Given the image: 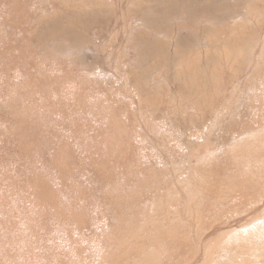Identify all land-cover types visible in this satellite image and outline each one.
<instances>
[{"label":"rangeland","instance_id":"rangeland-1","mask_svg":"<svg viewBox=\"0 0 264 264\" xmlns=\"http://www.w3.org/2000/svg\"><path fill=\"white\" fill-rule=\"evenodd\" d=\"M10 1L1 41L25 38L29 53L9 44L8 83L0 73V218L15 228L5 250L0 235V264H74L70 256L82 258L96 238L92 228L112 236L97 264H264V156L254 159L264 151V0H237L220 7V19L194 15L178 28L158 0ZM84 11L85 29L75 16ZM246 106L243 130L230 128L229 138L212 130ZM16 109L28 119L24 132ZM93 147L109 156H90ZM98 190L116 203L94 210ZM67 218L81 224L70 228Z\"/></svg>","mask_w":264,"mask_h":264},{"label":"bare ground","instance_id":"bare-ground-1","mask_svg":"<svg viewBox=\"0 0 264 264\" xmlns=\"http://www.w3.org/2000/svg\"><path fill=\"white\" fill-rule=\"evenodd\" d=\"M157 1V0H156ZM158 1H160V2H162L163 4H164V6H165V8L168 10V12L170 13V16H177L178 18H176V20H170V21H172V22H175V24L174 25H171V26H174L175 28H178V26H181L182 25V23L187 27H191V25H192V22L194 21V19H195V17H197V16H199V15H203V16H218V19H220V14H222V12H220V10H221V8L220 7H222V9L223 10H229L228 8H227V6L228 5H230V4H237V0H225V1H222V0H158ZM0 2H2L4 5H5V8L3 9V5L0 7V17L2 16L1 15V13H3V12H5V11H9V8H10V6H12V5H14V3L12 2V1H10V0H0ZM19 2L21 3V0H19ZM31 4H32V1H31ZM31 4H29L30 5V8H31ZM29 5H27V6H29ZM39 5H42V8H47V7H51L52 5H49V4H47L46 2H45V0H43L42 1V3H40ZM27 6H26V9L24 10V13L25 12H27V11H29L28 10V8H27ZM186 7H189V12H188V14H186V12H187V9H186ZM233 7L235 8V10L237 9V6H234L233 5ZM17 8H18V12H22V9L20 8V7H18L17 6ZM194 11H196V12H194ZM246 11H244V13H245ZM28 15V17H29V19H30V14L28 13L27 14ZM194 15H197V16H195L194 17ZM233 15V14H232ZM235 15V14H234ZM237 15H239L241 18H242V20H243V18L245 19V15L244 14H242L241 13V10L239 9L238 10V13H237ZM76 17H78L79 18V20L78 21H80V19H81V24H82V28H84L85 26H86V22L84 21V18H85V16H86V12L84 11V12H82V13H79L78 15H75ZM69 17V16H68ZM76 17H74V18H76ZM2 19V18H1ZM217 18H215V17H211V19L210 20H213V22H216L217 20H218ZM224 20V19H223ZM6 20H4V22H5ZM169 21V22H170ZM3 22V21H2ZM180 24V25H179ZM209 28V27H208ZM85 29V28H84ZM190 29V28H189ZM178 31V30H177ZM242 36V35H241ZM22 37H28V35H22ZM209 38H210V36H208ZM178 38H180L179 36H178ZM15 39V38H14ZM2 39H1V31H0V73H1V75L3 76V77H5V71L7 70V69H9V68H11V64H10V62H9V50H10V47H9V44H11V45H16L17 44V41H11L9 44H6L4 41H1ZM242 40V37H236V39H234V42H236V41H241ZM26 42H25V38H21V40L19 41V44L18 45H16L17 47L19 46H22V48L24 49V52L25 53H29V52H27V50H26ZM15 46V47H16ZM48 46V45H47ZM46 45H44V47H47ZM51 46H53V45H51ZM15 47L13 48V49H15ZM57 48H59V45L57 46ZM158 51H160V48H157V52ZM166 52H164L163 53V51H161V54H159V55H157V56H159V58L162 56V55H164ZM227 59H228V57H227ZM27 60V59H26ZM16 63V65L18 64V62H15ZM264 65V64H263ZM36 68L38 69V70H35V72H34V75H33V78H32V86H35L36 87V89H37V83L38 82H36V79H35V77L38 75V73H41V71L40 70H43V69H41V68H39L37 65H36ZM28 74V73H27ZM53 75H55V74H53ZM52 75V76H53ZM134 78V75H133V73H132V79ZM35 79V80H34ZM7 83H8V79L5 77V79H4ZM14 82H16L17 83V81L15 80ZM46 83V84H45ZM45 83H43V84H41V87H45L46 85H47V82H45ZM140 84H141V82H140ZM52 87H53V84L51 85ZM18 88H21V86H19ZM8 89H12V81L11 80H9V84H8V87L5 89V91L6 90H8ZM5 96H6V99H5V104H9L10 103V101H11V94H8V92H6V93H3ZM25 96H27V94L25 95ZM55 97H57V94L55 95ZM48 102H51L50 101V98L48 97L46 100H45V103H46V105L48 104ZM96 102V106H98L99 105V100L98 99H96V100H94V103ZM54 104H56L57 105V103H54ZM62 104V102H60V105ZM49 107H51V106H49ZM101 107V106H100ZM99 107V108H100ZM103 108V107H102ZM25 110H26V112H24V114L26 113V114H30V113H32V109H31V107H28L27 105L25 106V108H24ZM77 111H79V109L77 108ZM14 112H16L15 114L17 115V117L18 118H15V121H16V123H21V125H20V128H19V130H22V132H24L25 130H26V127H25V125H26V123H28V119L26 118V117H23L24 115H21V114H19L18 113V111H17V109L14 111ZM88 112V111H87ZM223 112V111H222ZM73 113V112H72ZM258 114L259 113H257V112H255V111H253V113H252V115H251V118H252V120L254 121L255 120V118L258 116ZM225 115H229L230 116V124L229 123H225V122H223V120L221 119V118H218L216 121H215V123H214V125H213V127H212V130L213 131H219L220 133H223V134H225L226 136V138H229L230 137V134H229V130H230V128H232V129H236V130H238V131H241V130H243V128H242V121L244 120V119H242V117H248L249 116V110H248V108H247V106L243 109V111L242 112H240V110H239V113H237V112H232L231 114H225ZM27 117H31V116H27ZM215 118H217L218 117V115L216 114L215 116H214ZM38 119L39 120H41V117H39L38 116ZM37 119V121H39ZM213 120H214V118H213ZM213 120H212V123H213ZM191 123V122H190ZM24 126V127H23ZM16 129H13V131H15ZM33 130H36V129H33ZM27 134H29V131L27 130V132H25L24 133V137L27 135ZM32 135H33V137L34 138H36V136L38 137V135H41V133H37L36 131H32ZM79 137H81V138H84V139H86V135H84L83 133H82V135H80L79 134ZM81 138H78V136L77 137H75V139H74V141H73V143H74V145H77L78 143H79V140L81 139ZM86 140H88V138L86 139ZM74 145L72 144V147H74ZM79 146H81V144L79 143ZM106 149V147L104 148V150ZM263 150H264V148H262ZM261 149V150H262ZM60 150H62L61 148H60ZM258 150H260V149H258ZM89 152H94L93 154H91L90 156H97L98 158H100V157H107V156H109V154H102L101 153V151L100 150H98V149H96V147H93V148H91V149H89ZM256 152H259V151H256ZM262 153L263 154H259V153H255L254 152V154H255V158L254 159H256V157H258L259 159L261 158V159H263V156H264V151H262ZM252 154V153H251ZM253 154V155H254ZM248 160H250V157H248L247 158ZM62 162H64V158L62 157V155H61V152L59 153V155H57L56 156V158H55V160H54V165H56L59 169H60V166L62 165ZM222 166V165H221ZM93 169H95L96 168V165H95V162L93 163ZM224 169H231V168H227L226 166H222ZM25 169V172H28V170H26L27 168H24ZM38 172L39 171H34V172H32V175L33 176H37L38 175ZM241 172H243V170L241 169ZM35 173H37L36 175H35ZM56 175H59V176H62V177H65L66 178V176H68L67 175V172L66 173H61V171H57L56 172ZM91 178L92 177H96V172L95 171H93V173H92V175L90 176ZM67 178H70V176L69 177H67ZM38 179H40V177L38 178ZM105 179V178H104ZM95 179H93V181H94ZM105 180H107V179H105ZM120 180V179H119ZM121 181V180H120ZM215 181V180H214ZM35 183H33V184H31V186H30V189H31V192H32V194H33V199L35 200V194H38V193H40V192H42V190H43V188H44V185H43V182H42V180L40 179V181L38 182V184L37 185H35ZM207 185H209V183L207 184ZM116 186H117V193L119 194V196L121 197V196H123L124 195V185H122V186H118L117 184H116ZM238 187H240L239 185H237L235 188H238ZM102 187H99V189L100 190H102L101 189ZM100 190H98V191H94V192H92L91 193V199H90V201L89 202H91V205H95V209L94 210H96V205H98L97 203H99V202H102L103 201V199H105L106 201H108L110 204H112L113 202L114 203H116V200L117 199H115V198H113L112 197V195L111 194H109V193H100ZM71 192H72V190H71ZM225 192H226V190H225ZM74 194H76V191H75V193ZM213 194V193H212ZM77 195H79V193H77ZM213 196H214V194H213ZM73 197H75V196H73ZM217 200H223V198H224V196L223 195H217V194H215V196H214ZM147 200V199H146ZM93 207L94 206H92L91 207V209H93ZM123 210H128V209H123ZM10 214H8V216H9ZM128 215V212L126 211V213H124V216H127ZM124 216H121L122 218H125ZM13 219V218H12ZM20 221H22V220H20ZM25 221V220H24ZM65 221H67V225L71 228V226L73 225V223L75 222V223H79V222H77V221H75V220H70V219H65ZM65 221H63V222H60V226L62 225V227H65L64 225H65ZM116 219L113 221V224H115L116 223ZM121 221H123V219H121ZM44 221L41 219V220H39V221H37V223H43ZM79 224H81V223H79ZM59 225V224H58ZM68 228V227H67ZM14 224H13V222H12V220H11V217L9 216V217H6L5 215H3V216H1V218H0V235L1 236H3V237H6V239H5V241H7V242H5V245H4V247H3V249L5 250V249H7V247H8V244H9V242H10V239L13 237V234H14ZM100 230H99V228L97 229V228H92L91 229V231H90V234H96V238L95 239H93V240H91V243L89 244V246L87 247V250L85 249V251L87 252V253H84L83 254V257L82 258H80V257H75V256H70V258H71V260L73 261V263L74 264H90V262H91V260H92V258H93V255H96L98 252H99V250H100V247L104 250V247L106 246L107 247V244L108 243H110L109 241H107V239L108 238H110V237H112L111 235H106V234H104V233H101L100 234ZM60 235H63V231H61V233H59ZM65 234H66V232H65ZM34 235H36V234H34ZM37 235H39V233L37 234ZM71 235L73 236V239H76L77 237H78V233H73V232H71ZM99 239V240H98ZM170 242H171V244H172V246H175V244H176V239H173L171 236H170ZM96 240H98L97 242H95ZM168 241H169V239H163V242L164 243H168ZM66 248V247H65ZM56 250H59L60 248H55ZM73 250V249H72ZM69 251H71V250H69ZM1 252V251H0ZM69 253V252H68ZM60 254L61 253H56V256H55V261L57 262V263H59L60 262V260L58 259V257L60 256ZM175 255V254H174ZM69 260V259H68ZM104 260H106V259H104ZM48 263H51L52 264V261H49ZM48 263H46V264H48ZM91 264H97L96 263V261H95V259L91 262Z\"/></svg>","mask_w":264,"mask_h":264}]
</instances>
